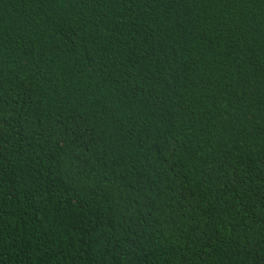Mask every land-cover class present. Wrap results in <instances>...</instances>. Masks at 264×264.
Instances as JSON below:
<instances>
[{
	"label": "trees",
	"instance_id": "trees-1",
	"mask_svg": "<svg viewBox=\"0 0 264 264\" xmlns=\"http://www.w3.org/2000/svg\"><path fill=\"white\" fill-rule=\"evenodd\" d=\"M0 264H264V0H0Z\"/></svg>",
	"mask_w": 264,
	"mask_h": 264
}]
</instances>
